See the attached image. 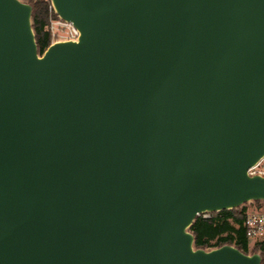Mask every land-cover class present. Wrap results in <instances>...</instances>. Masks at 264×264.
Returning a JSON list of instances; mask_svg holds the SVG:
<instances>
[{"label": "water", "instance_id": "water-1", "mask_svg": "<svg viewBox=\"0 0 264 264\" xmlns=\"http://www.w3.org/2000/svg\"><path fill=\"white\" fill-rule=\"evenodd\" d=\"M0 0V264H261L197 216L264 201V0Z\"/></svg>", "mask_w": 264, "mask_h": 264}, {"label": "trees", "instance_id": "trees-1", "mask_svg": "<svg viewBox=\"0 0 264 264\" xmlns=\"http://www.w3.org/2000/svg\"><path fill=\"white\" fill-rule=\"evenodd\" d=\"M32 5V26L40 53L51 44L52 37L48 29L49 22L56 14L50 10L45 0H28ZM259 204L260 201H257ZM244 209L241 207L232 210H222L210 213L209 217L199 215L190 227L195 237V247L211 249L231 244L240 250L249 253V239L243 226ZM259 245L250 249V253L258 252ZM261 264H264V249L260 252Z\"/></svg>", "mask_w": 264, "mask_h": 264}, {"label": "built area", "instance_id": "built-area-1", "mask_svg": "<svg viewBox=\"0 0 264 264\" xmlns=\"http://www.w3.org/2000/svg\"><path fill=\"white\" fill-rule=\"evenodd\" d=\"M49 3V8L55 14V9L51 0H45ZM48 29L51 33L52 41H65V40H77L79 31L73 25L72 22L63 20L56 14V17L52 18L49 22ZM249 175H261L264 176V158L248 169ZM263 202L264 201H260ZM247 203H253L254 209H248ZM240 206L244 209L243 226L246 232V236L249 239V247L252 249L254 246L259 245L261 250L264 249V209L259 206L257 201H250ZM204 217H209L210 212L202 213ZM258 251L259 253L261 252Z\"/></svg>", "mask_w": 264, "mask_h": 264}, {"label": "rangeland", "instance_id": "rangeland-1", "mask_svg": "<svg viewBox=\"0 0 264 264\" xmlns=\"http://www.w3.org/2000/svg\"><path fill=\"white\" fill-rule=\"evenodd\" d=\"M23 1H26V2H28V0H23ZM254 204L253 203H247V208L248 209H254ZM259 206H261L263 209H264V203L263 202H260L259 203ZM250 247H249V253H250Z\"/></svg>", "mask_w": 264, "mask_h": 264}]
</instances>
